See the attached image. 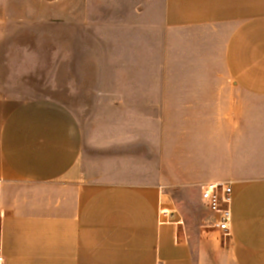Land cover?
Returning a JSON list of instances; mask_svg holds the SVG:
<instances>
[{"label": "crops", "instance_id": "1", "mask_svg": "<svg viewBox=\"0 0 264 264\" xmlns=\"http://www.w3.org/2000/svg\"><path fill=\"white\" fill-rule=\"evenodd\" d=\"M66 3L73 24L107 21L105 3ZM9 8L0 2L2 24ZM114 8L125 15L115 24L179 46L180 61L194 58L206 75L202 96L179 104L193 128L180 130L177 145L152 134L140 156L138 129L125 131L123 147L115 115L99 120L91 144L64 102L0 96L2 264H264V0H116ZM94 9L99 17L89 16ZM132 52L137 61L151 51ZM162 57L165 73L170 50ZM131 95L125 101H154L140 87ZM221 180L234 190L228 234L206 224L201 197L203 184Z\"/></svg>", "mask_w": 264, "mask_h": 264}, {"label": "rangeland", "instance_id": "2", "mask_svg": "<svg viewBox=\"0 0 264 264\" xmlns=\"http://www.w3.org/2000/svg\"><path fill=\"white\" fill-rule=\"evenodd\" d=\"M2 1L10 5L4 13L10 21L0 22V96L64 102L75 110L83 125L84 141L91 144L97 139L99 120L115 115L123 130V147L130 144L125 131L138 129L140 156L148 154L146 144L152 134L157 144L170 134L171 143L177 145L180 130L193 128L194 123L179 113V104L202 96L196 86L206 75L195 72L194 58L180 61L179 46L166 48L156 36L146 42L142 36L146 31L132 33L129 25L115 24L114 17L120 14L114 10L116 0H92L105 3L106 23L78 25L68 19L67 0ZM25 5L28 7L23 9ZM89 16L99 17V12L94 9ZM136 50L151 52L136 61L132 57ZM163 50L171 52V58L165 59V73ZM183 51L191 52L189 47ZM130 66H137L135 75L129 72ZM138 87L154 101H125ZM99 90L107 91V101ZM114 97L122 101H111ZM165 104L170 106V120L164 115Z\"/></svg>", "mask_w": 264, "mask_h": 264}, {"label": "built area", "instance_id": "3", "mask_svg": "<svg viewBox=\"0 0 264 264\" xmlns=\"http://www.w3.org/2000/svg\"><path fill=\"white\" fill-rule=\"evenodd\" d=\"M206 224L224 234L231 230L233 220L234 190L230 181L210 182L201 186ZM4 261L0 254V264Z\"/></svg>", "mask_w": 264, "mask_h": 264}]
</instances>
